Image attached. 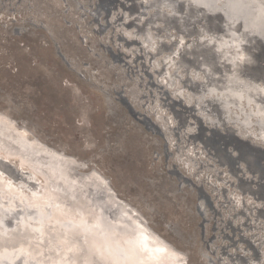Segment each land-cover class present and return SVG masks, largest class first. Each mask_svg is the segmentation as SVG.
<instances>
[{"label":"rangeland","instance_id":"374dc122","mask_svg":"<svg viewBox=\"0 0 264 264\" xmlns=\"http://www.w3.org/2000/svg\"><path fill=\"white\" fill-rule=\"evenodd\" d=\"M207 11L188 0H0V112L95 171L184 264H264V127L217 99L230 84L264 88V46L227 36ZM224 46L242 55L227 59ZM179 48L190 62L172 60ZM97 187L75 198L118 214Z\"/></svg>","mask_w":264,"mask_h":264},{"label":"bare ground","instance_id":"6f19581e","mask_svg":"<svg viewBox=\"0 0 264 264\" xmlns=\"http://www.w3.org/2000/svg\"><path fill=\"white\" fill-rule=\"evenodd\" d=\"M188 1L205 7L207 12L218 7V15L224 14L229 20L243 14L236 31L232 28L234 24L224 28L229 37L232 34L245 36L249 32L264 36V0ZM231 49L224 46L222 54L227 59L242 55ZM181 52L179 48L172 60L175 57L184 60ZM248 87L251 85L246 88L240 83L219 87L217 99L222 105L219 111L240 115L244 126L251 120L264 127V88L260 90L254 85L248 90ZM211 100L207 105L212 104ZM14 122L0 112V149L6 154L5 157L0 155V169L5 165L11 172L8 176L21 182L11 183L0 176V264H181L179 252L143 222L137 211L112 192L95 171H86V166L72 155L48 146L35 136L29 137L27 128L18 127ZM9 161L14 162V169ZM25 177L33 183L27 182ZM92 186L104 190L107 199L117 206L118 214L107 215L99 206H94L96 211L92 213L93 210L77 201L81 197L77 193L90 190ZM76 194L80 196L78 199ZM9 219L12 221L8 222ZM21 250H24L23 256L19 255ZM171 257H175L177 263L170 261Z\"/></svg>","mask_w":264,"mask_h":264},{"label":"water","instance_id":"95a60500","mask_svg":"<svg viewBox=\"0 0 264 264\" xmlns=\"http://www.w3.org/2000/svg\"><path fill=\"white\" fill-rule=\"evenodd\" d=\"M198 6H200V5H198ZM200 7H202L203 8V6H200ZM204 9H205V7H204ZM207 10V9H206ZM219 9H218V7H215L214 8V10H212V12L213 13H216V14H218L219 13ZM212 12H209V13H212ZM222 13V12H221ZM243 15V14H242ZM241 14L237 17V18H234L233 20H229V19H227L226 17H225V15L224 14H222V16H219L220 17V19H221V22H223L224 23V26L225 27H227V26H230L231 24H234V23H237V24H241V22H242V19H243V17H241L242 16ZM241 19V20H240ZM258 25H260L261 26V23L259 24V22L257 23ZM243 31H244V29H242ZM250 34H252L263 46H264V36H262L261 34H258V33H248V35H250ZM13 156H11V158H12ZM1 160V159H0ZM6 160V159H5ZM9 163V165L11 166V168H15V164H14V162L12 161V162H8ZM24 177V176H23ZM26 178V181L27 182H29V183H33V182H31V181H33V180H30L29 178H27V177H25ZM106 183V182H105ZM107 186H108V188H110V190L112 191V192H114L112 189H111V187H109V185L107 184ZM115 193V192H114ZM117 194V193H116ZM124 200V199H123ZM16 201H17V199H16ZM125 202H127L126 200H124ZM16 203V202H15ZM15 207H19V206H15ZM138 212V211H137ZM142 216V215H141ZM143 218V217H142ZM144 219V218H143ZM12 220L11 219H9L8 220V222H11ZM144 221H145V219H144ZM24 250H21L20 251V254L19 255H22L23 256V254H24V252H23ZM184 264L185 263V258H183L182 259V261H181V264ZM8 264V263H7Z\"/></svg>","mask_w":264,"mask_h":264}]
</instances>
